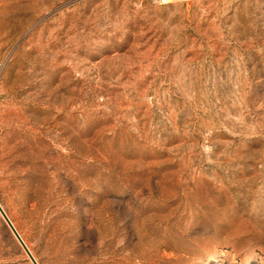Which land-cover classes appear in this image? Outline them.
<instances>
[{
	"label": "rangeland",
	"instance_id": "rangeland-1",
	"mask_svg": "<svg viewBox=\"0 0 264 264\" xmlns=\"http://www.w3.org/2000/svg\"><path fill=\"white\" fill-rule=\"evenodd\" d=\"M0 205L38 264H264V0H0Z\"/></svg>",
	"mask_w": 264,
	"mask_h": 264
},
{
	"label": "water",
	"instance_id": "water-1",
	"mask_svg": "<svg viewBox=\"0 0 264 264\" xmlns=\"http://www.w3.org/2000/svg\"><path fill=\"white\" fill-rule=\"evenodd\" d=\"M0 213L4 217L5 221L7 222L8 226L11 228L12 232L14 233V235L16 236V238L18 239L20 244L23 246V248L27 252V254H28L29 258L31 259V261L33 262V264H38V262L36 261V259L34 258L32 253L30 252V250L28 249L27 245L25 244V242L21 238L20 234L18 233V231L16 230V228L12 224L11 220L9 219V217L7 216L6 212L4 211V209L2 208L1 205H0Z\"/></svg>",
	"mask_w": 264,
	"mask_h": 264
},
{
	"label": "bare ground",
	"instance_id": "bare-ground-1",
	"mask_svg": "<svg viewBox=\"0 0 264 264\" xmlns=\"http://www.w3.org/2000/svg\"><path fill=\"white\" fill-rule=\"evenodd\" d=\"M13 224V223H12ZM15 227V226H14ZM16 228V227H15ZM31 252V251H30ZM32 253V252H31ZM33 255V254H32ZM35 258V257H34Z\"/></svg>",
	"mask_w": 264,
	"mask_h": 264
}]
</instances>
